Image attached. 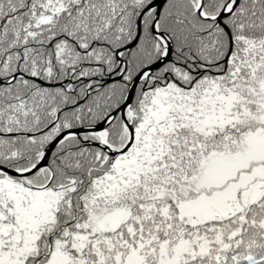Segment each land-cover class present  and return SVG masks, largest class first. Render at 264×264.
<instances>
[{
    "label": "snow or ice",
    "instance_id": "6c2138e0",
    "mask_svg": "<svg viewBox=\"0 0 264 264\" xmlns=\"http://www.w3.org/2000/svg\"><path fill=\"white\" fill-rule=\"evenodd\" d=\"M0 264H264V0H0Z\"/></svg>",
    "mask_w": 264,
    "mask_h": 264
}]
</instances>
